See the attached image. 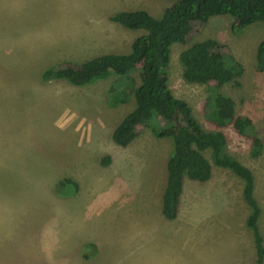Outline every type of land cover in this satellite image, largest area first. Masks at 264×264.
<instances>
[{"label":"rangeland","instance_id":"obj_1","mask_svg":"<svg viewBox=\"0 0 264 264\" xmlns=\"http://www.w3.org/2000/svg\"><path fill=\"white\" fill-rule=\"evenodd\" d=\"M173 1L0 0V264H222L223 242L234 251L241 247L236 236L245 233L236 227L250 207L240 177L212 165L209 197L199 201L203 182L185 179L179 220H168L161 199L172 140L156 137L148 125L126 147L110 136L133 109V95L110 107L104 90L112 78L84 86L41 79L47 67L129 52L145 30L124 28L110 15L143 9L160 16ZM234 22L230 15L195 19L190 43L212 38L242 65V74L219 91L234 100L237 115L252 120L262 142L258 154L250 139L204 116L215 82L183 78L189 43L172 45L168 87L188 102L204 130L222 131L227 152L252 171L264 247V72L255 70L264 22L241 30ZM131 76L140 83L138 69ZM251 255L243 253L256 264Z\"/></svg>","mask_w":264,"mask_h":264},{"label":"trees","instance_id":"obj_2","mask_svg":"<svg viewBox=\"0 0 264 264\" xmlns=\"http://www.w3.org/2000/svg\"><path fill=\"white\" fill-rule=\"evenodd\" d=\"M214 15L232 16L235 20L233 28L241 30L254 22H264V0H174L160 16L143 9L116 11L110 15L112 21L127 29L145 30L131 42L129 52L103 53L82 65L68 62L47 67L41 79L65 80L71 85L84 86L112 78L114 80L104 90V99L110 107L126 103L133 95V109L125 114L110 136L115 144L126 147L136 137L139 128L148 125L156 137L172 140L161 199V211L167 219H175L178 215L185 179L206 182L212 176V165L229 169L240 177L243 198L250 207L246 225L253 233L256 264H260L264 247L257 224L260 207L253 194L252 171L227 152L225 134L220 130H204L188 102L176 97L168 87L167 67L172 45L189 43L185 51L183 78L189 83L215 82L211 87L213 92L203 104L204 116L218 128L230 125L239 135L251 140L253 154L259 153L262 142L252 120L237 115L234 100L219 91L224 83L242 74V65L212 38L190 43L195 33L193 21L201 19L205 22ZM136 69L139 84L131 76ZM255 70L264 72V36L256 47ZM204 152L209 153L210 160ZM109 161V156H105L102 164L107 165Z\"/></svg>","mask_w":264,"mask_h":264},{"label":"crops","instance_id":"obj_3","mask_svg":"<svg viewBox=\"0 0 264 264\" xmlns=\"http://www.w3.org/2000/svg\"><path fill=\"white\" fill-rule=\"evenodd\" d=\"M79 160H81V159L79 158ZM206 182H203L205 184L201 183V185H200L201 187L199 186L201 189H199L198 190L199 192L197 193L199 195V197H197L198 201L202 200L203 198H208L209 197V195L207 194L208 193L207 191H208L209 184H206ZM51 183H53V182H51ZM202 188H204V189H202ZM47 190H50V187L47 188ZM180 202H181V199H180ZM179 208H180V204H179ZM190 212L192 214L191 210H190ZM246 217L247 216L243 217L244 220H245V223L241 222V225H238V227H236L239 230L238 232L245 233V235H242L240 237L236 236V238H240L241 239V240L239 239L240 240V246H241L239 248V250L238 251H234L233 245L230 246V244L227 245L224 242L221 245L219 253H220V255L222 254L225 257L224 261H226V262H224L222 264H253V263H249L248 259H245L244 256H243V253L247 249H250V252L252 253V255H253V253L256 254V249H255L254 240H253V233H252L251 229L248 228L247 225H246ZM175 219L179 220V212H178V215H177V217ZM170 220H173V219H170ZM237 229H236V231H237ZM248 236H250L251 239L248 238ZM230 254H238V258L237 257L235 259L230 258L229 257ZM243 260H245V261L243 262Z\"/></svg>","mask_w":264,"mask_h":264}]
</instances>
